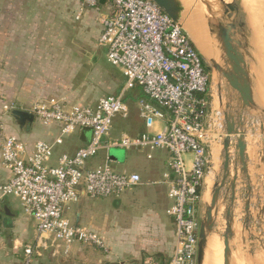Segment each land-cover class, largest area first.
<instances>
[{"label":"built area","instance_id":"2783aa9c","mask_svg":"<svg viewBox=\"0 0 264 264\" xmlns=\"http://www.w3.org/2000/svg\"><path fill=\"white\" fill-rule=\"evenodd\" d=\"M100 1L107 4L108 12L101 17L97 45L105 50L107 63L120 69L122 91L99 99L92 107L66 108L64 100L58 98L35 103L25 112L60 130L53 143L37 142L31 151L5 132L3 115L20 109L13 104L2 105L0 156L9 179L0 187V198L18 200L36 223L39 236L49 235L53 242L63 245L78 243L104 249L98 235L68 218L71 205L81 194L89 199H117L140 185L141 179L137 174L116 173L109 155L95 168L87 167V162L99 151L116 147L164 151L169 155V172L163 179L168 182L167 197L171 201L166 215L175 226V250L167 263L148 256L143 264H195L199 211L209 163V73L185 34L151 0H83L82 6L98 8ZM136 88L147 99L139 101V117L146 129L157 121L163 122L162 128L155 133L135 137L122 134L118 140L105 141L113 118L120 115L125 119L128 115L125 93ZM84 128L91 131L89 140L72 155H59L53 164L55 147ZM40 248L46 245L39 240L25 247L26 263Z\"/></svg>","mask_w":264,"mask_h":264},{"label":"crops","instance_id":"0c3cea01","mask_svg":"<svg viewBox=\"0 0 264 264\" xmlns=\"http://www.w3.org/2000/svg\"><path fill=\"white\" fill-rule=\"evenodd\" d=\"M82 5L83 0H0V113L4 104H23L26 107L17 108L26 111L50 98L63 99L66 108L92 107L99 99L120 93L117 91L123 86L116 84L122 79L124 85L120 69L106 68L93 55L99 48L96 42L101 33V17L108 12L107 4L100 1L98 8ZM106 77L112 80L109 86ZM130 97L138 106L143 99L137 88ZM3 121L6 134L17 137L28 151L37 142L53 143L59 135V126L44 125L35 117L22 128L10 114L3 115ZM162 126V121L154 122L150 129L144 125L147 133H155ZM212 131L210 149L219 145L220 152V139L215 137L220 135L219 130ZM81 133L64 138L55 147L53 164L59 155H72L89 140L90 133H84V141L80 140ZM130 150L144 154L147 162L139 167L140 172H118L112 166L118 165L116 159L111 168L118 174H137L145 180L120 199H114L119 202L115 208H107L108 202L106 206H91L81 194L67 213L75 225L98 235L104 249L78 243L63 245L53 242L49 235L39 236L36 223L24 213L18 200L4 197L0 198V264H143L148 256L167 263L175 250V226L166 215L171 206L168 182L163 179L169 172V158L159 161L151 152ZM106 155L104 151L99 162L95 156L86 166L101 165ZM218 166L217 160L214 172ZM8 179L0 156V187ZM37 240L46 248L38 249L26 263L24 249ZM118 244H128L130 249L126 253L114 252Z\"/></svg>","mask_w":264,"mask_h":264},{"label":"water","instance_id":"95a60500","mask_svg":"<svg viewBox=\"0 0 264 264\" xmlns=\"http://www.w3.org/2000/svg\"><path fill=\"white\" fill-rule=\"evenodd\" d=\"M151 1L185 34L203 59L210 83L214 76L217 87L214 128L220 134L219 166L213 175L210 201L205 202V180L212 168L210 142L214 133L211 131L195 264H205L208 242L214 235L222 241V264L234 262L233 250H236L238 264H242L240 249L235 243H241L248 258H252L255 251L264 252V104L247 62L254 53L253 24L241 0H200L226 29H233L244 41L243 49L239 50L226 35L203 21L211 50V57L206 60L185 26L193 12L180 0ZM10 115L20 128L33 120V115L22 110H13ZM90 132L84 128L80 140L84 141V133ZM236 228L240 229L239 234Z\"/></svg>","mask_w":264,"mask_h":264},{"label":"rangeland","instance_id":"374dc122","mask_svg":"<svg viewBox=\"0 0 264 264\" xmlns=\"http://www.w3.org/2000/svg\"><path fill=\"white\" fill-rule=\"evenodd\" d=\"M258 1H264V0H258ZM244 6H246L247 11L250 10V11H248L250 19L256 20L257 22L256 21H254V22L259 24V25H264V13L257 12L258 11L257 8H256V11L254 9H251L250 7L253 8L252 5H244ZM76 19H78V18H76ZM232 31H233L232 36H233L234 40L236 41V43L238 44V46L242 50L243 46L240 42L238 34L233 29H232ZM96 45H97V42H96ZM97 47H99V46L97 45ZM253 52L254 53H252L250 58L247 60L249 63H250V59L253 57H255L257 60H259V62H258L260 65L259 72H255L254 68H252V69H253L256 77H257V80H258V78L260 80V82L258 81V83H260L262 85V88H264V38H262L261 36L256 35V34H254ZM93 55H94L95 59L97 60V62L103 64V66L111 69L112 71H117L114 67H112L111 65H109L107 63L106 58H105V50L104 49L99 47L96 51H94ZM251 67H253V66H251ZM106 74H107V72H106ZM213 81L214 80L212 78L211 83H210V87H209V91H208V106H207L209 122L211 123L212 126H214V124H216L215 123V121H216L215 112L218 109L217 87H216L215 83L212 84ZM110 82H112V80L109 77H106V86L111 85ZM121 82L123 83L122 79H120L116 83V84H118L119 88H121L123 86V84H121ZM119 91L121 92L122 90L119 89L117 91V93ZM130 92L131 91L126 92L124 95V99H123V102L128 106V109H129L127 117L125 119H123L120 115H117L113 118L112 125H111L110 131H109V136L104 139L105 141H112L115 139L118 140L122 134H125L129 137H132V134H134V133L140 134L142 132H145L143 120L139 117L138 103L131 99ZM26 94H27V91H26ZM142 98L146 99L143 95H142ZM213 102H214V104H213ZM10 104L15 105L16 107H19V106L20 107H22V106L26 107L23 104L21 105V104L16 103V102H12V103H9L7 105H10ZM209 122H208V125L210 126ZM208 130L210 131V128H208ZM212 130H214V129H211V131ZM133 136H135V135H133ZM219 139H220V136L218 135V140ZM211 146H213V145L211 144ZM210 150H211V152H210L211 165H213V167L211 168L209 174L210 173L212 174V176H211L212 177L211 182H212L213 174H214V165H215V163H217V160H218L219 145L213 146ZM107 153L109 156H114L116 158L118 165L114 163L112 166H114V168L118 172H124V171L128 172V173L133 172V171L134 172H136V171L140 172L139 167H142L147 162L145 160L144 154H140V153L136 152L135 150H126L123 148L116 147V148L108 149ZM151 153L154 156V158L159 160V161L165 162L169 158L168 154L164 151H152ZM103 154H104V151L98 152L96 162H99V160L102 159ZM144 180H145L144 178H141L142 182ZM211 185H212V183H210V186L208 187L209 190L206 194L207 196H206V198H204L205 202L210 201V198L208 196H209ZM133 189L134 188H132L131 190H133ZM131 190H127V191H131ZM127 191H125L124 193H126ZM120 197L117 199H120ZM88 202H89V204H91V206H97V205L106 206V204L108 202L109 205L107 206V208H109V207L115 208L119 204L118 201H114V198H106V200L89 199L88 198ZM203 211H204V205L201 204L200 205V211H199V219H201V217L203 215ZM67 216H68V214H67ZM236 231L238 234L240 233L239 228H236ZM210 239L217 240V242H219V244H217V246H216L218 249H216L215 246H214L215 248L213 247L214 248L213 250L215 251L216 255L212 253V251L208 245V249L206 252L205 264H214V263L215 264H220V263L222 264V249H223L222 241H221V239H219L216 236H212ZM220 243H221V245H220ZM208 244H209V242H208ZM234 245H238V247L240 249L239 254L242 258V264H254V263L256 264L258 262H259L258 264H264V258H263L264 252L256 253L255 247H253V250L255 251L254 255L252 256V258H248L243 253V248H242L241 243H235ZM87 247H90V246H87ZM93 247H95V246H93ZM129 249H130V247L128 244H118L117 247L114 249V252L117 250L118 253H126V252H128ZM217 250H219L221 253L218 252ZM233 255H234V259H235L234 264H237L238 261L236 260V250H233ZM213 258H216V259L214 260ZM220 259H221V261H220ZM211 260H213L212 261L213 263H211Z\"/></svg>","mask_w":264,"mask_h":264},{"label":"bare ground","instance_id":"6f19581e","mask_svg":"<svg viewBox=\"0 0 264 264\" xmlns=\"http://www.w3.org/2000/svg\"><path fill=\"white\" fill-rule=\"evenodd\" d=\"M241 1L244 3V5H252L253 8L250 7L251 9H254L256 11V8H257V10H258L257 12L264 13V1H258V0H241ZM180 2L193 12V16L191 17V19L189 21L186 22L185 26H186L187 31L191 35V37H192L196 47L198 48L199 52L201 53V55L206 60H208L211 57V50H210V46L208 44V40H207L206 35H205V31H204L205 29L203 27V21L210 23L217 30H219L221 33L226 35V37H228L237 46V48L239 50H241V48L238 46V44L236 43V41L234 40V38L232 36V32H233L232 29L231 28L226 29L219 22L218 17L214 13L210 12L202 1H200V0H180ZM248 11H250V10H248ZM250 20H251L253 27H254V34L259 35L262 38H264V25H259V24L255 23L254 21H256V20H252V19H250ZM238 37L240 39L242 46L244 47V41H243L242 36H240L238 34ZM247 62H248V60H247ZM258 62H259V60H257L255 57H253L250 59V63L248 62V65H249V70H250V73L252 75V78H253L256 86H257V92H258L259 99L264 104V88H262V85L260 83H258V81L260 82V80H259V78L257 80V77H256V75L252 69V68H254L255 72H259L260 65ZM251 66H253V67H251ZM213 80L214 81L212 82V84H214V83L216 84L214 76H213ZM213 104H214V102H213ZM209 128L214 129V126H212L210 123ZM215 137L218 139L217 135H215ZM210 174L207 175V178L205 180V184L207 186H206L204 198H206V196H207L206 194L209 190L208 187L210 186V183H212L211 182L212 174L211 175ZM217 244H219V242H217V240H215V239L209 240V244H208L209 248L211 249L212 253L215 255H216V253L213 249L217 246ZM220 245H221V243H220ZM216 249H218V248L216 247ZM217 251L220 252L219 250H217ZM213 259L215 260L216 258H213ZM212 261L213 260H211V263H213ZM220 261H221V259H220ZM258 263H256V264H258ZM232 264H234L233 260H232Z\"/></svg>","mask_w":264,"mask_h":264}]
</instances>
